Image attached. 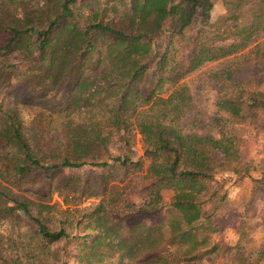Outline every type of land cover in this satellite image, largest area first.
Segmentation results:
<instances>
[{"label": "trees", "instance_id": "16d2710c", "mask_svg": "<svg viewBox=\"0 0 264 264\" xmlns=\"http://www.w3.org/2000/svg\"><path fill=\"white\" fill-rule=\"evenodd\" d=\"M216 1L18 0L20 13L0 5L11 18L1 88L20 61L40 109L28 124L4 102L22 91L1 98V242L16 257L23 241L21 264L264 262V247L245 245L242 232L233 245L214 240L221 223L205 209L216 192L209 180L264 187V170L253 177L244 160L245 140L224 133L228 123L264 122V76L239 83L237 65L219 70L208 111L183 81L218 59L264 56L261 45L239 54L264 34V0H220L226 10L213 19ZM91 188L98 200L86 206L51 202Z\"/></svg>", "mask_w": 264, "mask_h": 264}, {"label": "rangeland", "instance_id": "374dc122", "mask_svg": "<svg viewBox=\"0 0 264 264\" xmlns=\"http://www.w3.org/2000/svg\"><path fill=\"white\" fill-rule=\"evenodd\" d=\"M6 3V8L14 9L18 8V13L21 12V8L18 6V0H0V5ZM226 6H224L220 0H217L214 4V8L211 12L212 18L214 19L219 13L224 12ZM4 18L0 17V44L7 41L9 33L6 30L7 26L11 24L10 19L6 17V12L3 13ZM264 46V34H259L254 41L244 49L241 53H247L252 50H256L257 46ZM262 51V50H261ZM246 61L237 62L233 56L218 59L204 64L201 68L190 73L183 81L188 82L190 94L194 99L195 105L201 109L208 111L214 104L216 97V86L218 85L217 80L220 77H215L214 74L219 70L237 65V70L233 75V79L240 82H245L251 76L259 80L264 76V56L261 54L251 53L247 56ZM1 61V57H0ZM8 63H12V60H8ZM6 63V64H8ZM20 61L14 62L12 72L10 68H7V72L10 75L8 83L10 88L5 87V83L1 88V62H0V104L1 98L7 93H12L13 88L17 91H22V99L14 101L13 97L4 99L5 104L8 108H12L16 111L17 115L25 122L30 123L34 118L38 117L39 108L35 105L38 102H32L29 98L28 89L30 87V78L25 77L24 73L19 72ZM8 74V75H9ZM225 76H223L224 78ZM256 82L254 84H256ZM251 83H247L249 87ZM260 85V84H259ZM258 85V86H259ZM59 100V99H58ZM66 98L62 99L64 102ZM1 117V114H0ZM189 117H185L183 121H189ZM187 127V126H186ZM224 133L229 135H235L245 140L244 143V160L255 169H251L250 173L253 177H259L260 171L264 170V122L260 121L255 124H234L228 123L224 127ZM142 141L140 135L136 136L135 147L142 152L141 149ZM206 184L210 187V191L216 190L214 195L205 204L206 212H213L221 223L220 232L213 235V239L220 242L221 245H233L237 242L241 232L244 234L243 243L246 245L249 241L250 246L264 247V187H258L252 182L250 178H245L240 183H233V180H223L218 178L216 180H209ZM5 185V182L0 179V186ZM93 188L90 189L81 199H71L70 202L65 203L62 198L54 193L51 197V202L58 201L61 203V208L70 207L79 208L86 206L98 198L95 196L90 197L89 195L93 192ZM29 199L36 200V194L30 191H18L17 193L22 194ZM208 195L205 196L208 197ZM166 200L169 196L165 197ZM238 214H237V213ZM237 215V218H236ZM15 218V217H14ZM232 223V226H228ZM1 225V224H0ZM6 234L11 233L14 238L21 237L22 233L16 234V231H12L10 228L5 230ZM17 248V255L14 256L13 250H4L5 247L1 242V227H0V264H21V247ZM16 249V248H14ZM219 261L216 263L220 264L222 256L219 257ZM227 261V258L224 259ZM229 261V260H228ZM259 263V264H263ZM205 264V263H204Z\"/></svg>", "mask_w": 264, "mask_h": 264}]
</instances>
